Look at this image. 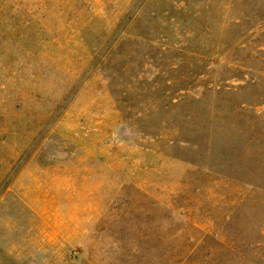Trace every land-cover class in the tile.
<instances>
[{
  "label": "rangeland",
  "instance_id": "obj_1",
  "mask_svg": "<svg viewBox=\"0 0 264 264\" xmlns=\"http://www.w3.org/2000/svg\"><path fill=\"white\" fill-rule=\"evenodd\" d=\"M0 264H264V0H0Z\"/></svg>",
  "mask_w": 264,
  "mask_h": 264
}]
</instances>
